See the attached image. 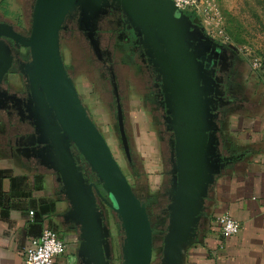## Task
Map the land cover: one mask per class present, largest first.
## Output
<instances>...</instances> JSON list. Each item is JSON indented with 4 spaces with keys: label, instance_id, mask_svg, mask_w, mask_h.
I'll use <instances>...</instances> for the list:
<instances>
[{
    "label": "water",
    "instance_id": "water-1",
    "mask_svg": "<svg viewBox=\"0 0 264 264\" xmlns=\"http://www.w3.org/2000/svg\"><path fill=\"white\" fill-rule=\"evenodd\" d=\"M102 1L37 0L30 35L20 39L31 57L23 72L38 119L40 142L51 164L46 165L59 173L69 203L64 219L78 228V255L86 264H105V237L110 230L96 203L95 192L101 195L100 188L84 178L71 145L110 198L109 206L122 233L121 264H151L152 227L146 207L89 115L60 53L59 32L65 17L78 10L83 20H91L100 12ZM119 1L131 24L144 35L176 124L177 183L169 205L162 263L184 264L188 248L196 241L194 230L204 199L223 166L218 162L217 138L208 133L211 120L207 93L200 85L204 78L197 61L200 54L195 50L188 16L172 0ZM3 33L17 38L10 26L0 25V35ZM8 65V61L0 64V78Z\"/></svg>",
    "mask_w": 264,
    "mask_h": 264
},
{
    "label": "flooded vegetation",
    "instance_id": "flooded-vegetation-1",
    "mask_svg": "<svg viewBox=\"0 0 264 264\" xmlns=\"http://www.w3.org/2000/svg\"><path fill=\"white\" fill-rule=\"evenodd\" d=\"M36 1L21 0L19 4L21 8L17 12L0 8V25L10 26L17 36L15 38L4 33L0 35V64L5 61L9 63L7 71L0 78V164L2 165L0 176H11L12 168L25 170L33 179L36 176L46 177L49 174L54 181L53 193L68 203L63 184L59 180V173L46 165L51 164L45 158V145L40 142L41 136L37 130L38 119L35 115L34 103L31 101L28 79L23 72L31 57L29 48L24 46L20 39L30 35ZM185 13L190 22L189 30L193 32L194 46L198 48L195 50L200 54L197 61L201 63L204 74L200 85L207 93L205 98L211 120V130L208 133L214 134L218 141L216 152L219 155L218 162L223 165L219 172L221 174L233 162L238 148L234 146L230 137L232 120L259 112L260 105L264 103V95L256 89L249 91L252 88L248 87L246 82L248 78L245 74L246 62L238 49L206 33L194 13ZM7 15L11 16V19H7ZM74 34L84 39L95 60L103 64L106 70L115 101V128L128 160L125 112L119 94L117 70L121 67L125 72H132L135 79L141 83L140 96L136 103L132 102L133 108L130 112L132 114L137 112L135 105L139 104L143 117L152 125V131L155 133L154 144L164 170L161 173L163 179L156 192L151 193L145 188L139 193L133 186L132 188L136 196L144 203L151 222L152 255L157 251L160 255L159 264H163V239L168 225L172 190L177 183L175 171L177 141L174 130L176 124L173 115L169 112L168 92L163 87L162 76L155 68L150 51L145 45L144 35L131 24L119 0H103L100 12L91 20H83L78 10L71 12L64 19L59 32V41L63 37ZM66 70L69 74L67 68ZM128 73L123 77L127 78V81ZM70 150L76 164L81 166L87 182H95L98 186L94 174L73 145L70 146ZM212 186L204 199V208L194 230L196 239L194 244L198 243L203 235L207 202ZM100 192L101 195L95 192L96 203L98 210L102 213L103 223L108 227L105 222V209L112 210L108 203L110 198L101 188ZM67 224L74 230H78L73 222H67ZM105 240L108 243L105 264H121V257H116L113 251L110 232ZM78 264L86 263L80 260Z\"/></svg>",
    "mask_w": 264,
    "mask_h": 264
},
{
    "label": "crops",
    "instance_id": "crops-1",
    "mask_svg": "<svg viewBox=\"0 0 264 264\" xmlns=\"http://www.w3.org/2000/svg\"><path fill=\"white\" fill-rule=\"evenodd\" d=\"M260 106L256 114L231 122L230 137L237 152L215 179L202 238L188 249L184 264H264V103ZM47 182L19 168H12L11 176H0V264H20L30 239L46 228L65 243L55 258L57 264L82 260L78 230L64 219L69 205L46 193ZM43 202L50 205L48 210L41 207ZM224 212L239 222L236 235L221 234L216 217Z\"/></svg>",
    "mask_w": 264,
    "mask_h": 264
},
{
    "label": "rangeland",
    "instance_id": "rangeland-1",
    "mask_svg": "<svg viewBox=\"0 0 264 264\" xmlns=\"http://www.w3.org/2000/svg\"><path fill=\"white\" fill-rule=\"evenodd\" d=\"M20 2L0 0V8L17 12L21 8ZM184 12L194 13L210 36L238 49L246 62V82L252 88L249 91L256 89L264 95V0H200L194 11ZM6 18L11 19V16L7 15ZM60 53L78 95L128 181L139 193L145 188L151 193L156 192L164 169L154 144L155 133L152 125L143 117L139 104L135 105L137 112H130L132 102L136 103L140 96L141 83L132 72H125L121 67L117 70L119 94L125 112L129 161L115 128V101L103 64L95 60L87 43L77 34L60 40ZM127 73L128 81L123 78ZM45 178L48 181L46 193L56 197L52 176L48 174ZM105 218L110 229V242L118 257L121 233L113 211L106 208ZM159 259L160 255L155 251L152 264H159Z\"/></svg>",
    "mask_w": 264,
    "mask_h": 264
},
{
    "label": "built area",
    "instance_id": "built-area-1",
    "mask_svg": "<svg viewBox=\"0 0 264 264\" xmlns=\"http://www.w3.org/2000/svg\"><path fill=\"white\" fill-rule=\"evenodd\" d=\"M180 10L194 11L200 0H172ZM33 214L32 211H30ZM216 222L224 237L236 235L240 224L227 212L219 214ZM65 243L56 231L44 229L38 236L30 239L26 254L20 264H57L55 258L64 251Z\"/></svg>",
    "mask_w": 264,
    "mask_h": 264
},
{
    "label": "trees",
    "instance_id": "trees-1",
    "mask_svg": "<svg viewBox=\"0 0 264 264\" xmlns=\"http://www.w3.org/2000/svg\"><path fill=\"white\" fill-rule=\"evenodd\" d=\"M98 186L101 188L100 184L98 183ZM42 208L48 210L50 208V205L47 202H43V204L41 205ZM34 212V211H32Z\"/></svg>",
    "mask_w": 264,
    "mask_h": 264
}]
</instances>
